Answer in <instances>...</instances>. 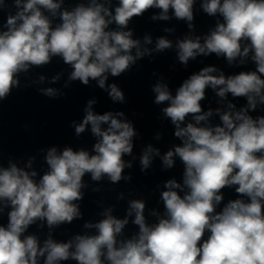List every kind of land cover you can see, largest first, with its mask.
Returning a JSON list of instances; mask_svg holds the SVG:
<instances>
[{"label":"clouds","instance_id":"clouds-1","mask_svg":"<svg viewBox=\"0 0 264 264\" xmlns=\"http://www.w3.org/2000/svg\"><path fill=\"white\" fill-rule=\"evenodd\" d=\"M197 0H88L69 10L64 0H0V105L13 90L36 86L49 99L66 94L58 88L40 87L58 83L63 73L50 78L39 75L23 86L20 74L41 68L59 57L71 71L63 84L75 82L88 87L90 81L107 92L113 103H126L117 83L109 76L130 73L137 62L154 58L175 47L178 63L187 69L189 61L215 54L228 66L254 69L226 75L216 66H205L183 80L173 95L160 76L151 85L153 103L161 119L170 120L180 143L163 155L148 144L139 157L140 171L147 175L155 158L162 170L183 165L182 181L164 182L160 192L163 213L155 209L145 215L146 200L132 199L124 218L113 215V207L100 213L98 222H85L94 234H76L66 242L53 238V230L82 218L80 204L84 181L89 174L94 182L104 178L112 184L130 182L133 138L139 135L123 111L98 114L96 99H89L81 122H71L79 137L90 126L96 138L92 151L53 146L46 150L47 170L38 175L32 169L35 157L24 167L12 159L0 166V264H264V0H200L199 7L209 17H218L215 27L204 36L195 35L194 7ZM149 9H159L153 21H184L189 33L173 41L160 36L153 48L150 35L133 38L129 23ZM114 25V27H110ZM165 32L173 33L174 28ZM134 50V51H133ZM157 75L153 72V76ZM211 88L226 102L222 109L205 111L201 101ZM243 98L245 103L229 100ZM219 117V123L210 118ZM106 127H103L105 126ZM156 140L162 138L157 132ZM43 151V150H41ZM237 198L224 201L223 189ZM93 191H100L94 188ZM118 199H123V193ZM222 205V206H221ZM131 223L138 231L125 235ZM47 227L46 238L26 234L30 226Z\"/></svg>","mask_w":264,"mask_h":264},{"label":"water","instance_id":"water-1","mask_svg":"<svg viewBox=\"0 0 264 264\" xmlns=\"http://www.w3.org/2000/svg\"><path fill=\"white\" fill-rule=\"evenodd\" d=\"M10 4L11 0H6ZM78 3H88V0H64L62 8L71 10ZM118 4V0H112V7ZM200 0L194 7L195 15V35L204 36L208 34L209 29L215 27L218 17H209L199 7ZM159 9H149L141 17H134L129 23V28L133 30V38L140 39L143 42L145 35L152 37L153 43L146 47L153 48L155 41L160 36L175 42L178 38H183L189 33V29L184 21H177L175 18L169 21H153L151 16L159 13ZM114 27V25L110 26ZM166 28H174L175 32H165ZM134 51V50H133ZM216 66L222 69L226 75L236 74L239 71L254 69V65L249 61L244 66L229 67L223 57H216L212 54L208 57H197L195 61H189L187 69H184L176 59L175 47L172 50H166L162 54H154V58L149 62V58H144L137 62V66L130 73L121 77H111L107 83H117L124 91L126 103H113L107 95V92L100 89L95 81H90V86L85 87L78 81L70 85L69 88H63L68 73L71 71L68 65L56 57L53 61L41 68H31L27 74H20V82L23 86L30 80L39 75L50 78L53 75L62 72L63 76L58 83L49 84L45 82L40 87H53L61 89L66 95L59 99H49L40 95L35 90L36 86L22 90H13L12 95L0 105V166L7 167L8 160L12 159L19 167H24L29 157H35L32 169L42 175L47 170L44 161L46 150L50 147H57L62 151L64 147H72L74 150L84 148L92 151V146L96 138L91 134L90 126L79 137L75 135L71 122H81L84 116V107L89 99H96L97 103L93 105V110L98 114L107 111H123L125 117L134 123V127L139 135L133 138V156H125L126 161L132 162V168H125L124 175H131L132 180L125 182L121 180L117 184L110 183L107 178L102 181L94 182L89 174L83 178L88 185L82 189L84 192L83 200L78 202L82 212V218L75 219L71 224H64L53 230V238L57 241L66 242L76 234H94L95 229H85V222H98L103 217L101 212L107 207H113V215L117 218H124L128 208V201L132 199L146 200L145 215L149 222H154L155 218L148 215L152 209L163 213V203L160 200V192L164 189V182L175 178L178 182L182 181L183 165L177 159L176 164L171 170H162L161 161L157 157L154 159L152 168L145 175L140 171L139 157L142 150L148 145L159 148L161 154L171 149L173 145L180 141L174 136V126L170 120L161 119L160 109L166 105H155L153 103L154 94L151 92V85L157 82L160 76L164 77V82L169 85L173 95L183 80L189 75L198 72L205 66ZM153 72L157 75L153 76ZM229 100H233L229 94ZM220 98L215 92L206 89V98L201 101L202 108L207 111L209 108H224L226 102L217 103ZM237 107L242 106L245 101L243 98L233 100ZM264 114L259 112L253 115ZM210 122L219 123V117L214 115ZM103 127H106L103 126ZM162 134L160 140L154 137L156 133ZM43 150V151H41ZM99 188L100 191H93ZM224 201L237 198L234 187L223 189ZM123 193V199H118L119 194ZM222 206V205H221ZM0 216V223H6V213ZM134 217L129 218V225L125 228V235L130 236L138 231L137 226L131 223ZM47 227L39 229L36 225L30 226L28 233L36 234L41 241L46 238ZM62 264H75L74 261L62 262Z\"/></svg>","mask_w":264,"mask_h":264}]
</instances>
